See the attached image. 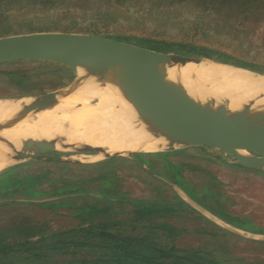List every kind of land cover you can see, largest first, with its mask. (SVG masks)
Returning <instances> with one entry per match:
<instances>
[{
  "label": "rangeland",
  "instance_id": "rangeland-1",
  "mask_svg": "<svg viewBox=\"0 0 264 264\" xmlns=\"http://www.w3.org/2000/svg\"><path fill=\"white\" fill-rule=\"evenodd\" d=\"M158 3L4 0L0 2V37L3 31L71 30L118 40L129 31L135 36H159L177 42L205 8L209 15L206 27L198 25V44L264 66V1H164L170 6ZM170 55L184 57L175 52ZM73 80L66 69L54 64L1 65L0 100L64 90ZM95 103L90 100L87 104ZM70 156L72 163H23L16 165L20 168L14 180L6 175L5 183H0V244L20 242L32 228L50 232L77 228L85 218L82 206L96 201L107 202L112 209L86 225L119 222L125 234L153 235L144 228L146 222L130 221L134 217L131 210L156 204L161 197L165 206L169 204L178 211L158 221L173 230L171 235L176 236L174 243L179 252L198 249L201 259L209 264H264V171L244 168L230 156L197 147L140 155L144 168L130 159L98 161L90 159L93 154L89 153ZM132 226L137 229L132 230ZM153 236L164 244L172 238L158 232Z\"/></svg>",
  "mask_w": 264,
  "mask_h": 264
},
{
  "label": "water",
  "instance_id": "water-1",
  "mask_svg": "<svg viewBox=\"0 0 264 264\" xmlns=\"http://www.w3.org/2000/svg\"><path fill=\"white\" fill-rule=\"evenodd\" d=\"M124 49L141 52L148 61L154 57L163 59L171 56L94 34L40 31L1 36L0 66L41 62L60 66L74 78L81 75L93 95L91 100L106 101L109 120L113 125L128 130V139L131 140L122 149L95 144L64 147L61 141L50 135L42 140L28 139L20 145V151L1 153V156L12 164L72 163L70 154L89 153L93 154L90 158L93 160L130 159L144 168L140 155L197 147L230 156L244 168L260 170L256 162L264 158V92L260 98L241 93L235 100L232 98V102L221 96L211 101H200L196 106L187 105L179 96L173 101L153 99L138 83L139 72L129 67ZM177 57L206 60L250 73L264 81L262 73L209 59ZM61 91L5 100L20 101V106L13 109H18L17 113H25L41 107L45 99L56 100ZM95 104H86L84 108ZM83 106L73 109L81 110ZM3 114L0 122L6 119L8 112ZM58 153L66 155L58 156ZM243 153L249 156H243ZM150 173L161 176L151 170Z\"/></svg>",
  "mask_w": 264,
  "mask_h": 264
},
{
  "label": "bare ground",
  "instance_id": "bare-ground-1",
  "mask_svg": "<svg viewBox=\"0 0 264 264\" xmlns=\"http://www.w3.org/2000/svg\"><path fill=\"white\" fill-rule=\"evenodd\" d=\"M124 56L129 67L139 72L138 83L153 99L173 101L179 96L187 105L196 106L221 96L232 102L241 93L260 98L264 92V81L256 76L206 60L167 56L148 61L143 53L130 49H124ZM91 99L85 79L78 75L56 100L45 99L38 109L17 113L18 109L13 108L19 107L20 101L0 100V117L8 112L0 122V173L12 164L1 153L20 151V145L28 139L53 135L64 147L95 144L122 149L129 144L128 130L109 120L106 101L98 99L94 106L84 108ZM77 104L84 105L83 109L74 110ZM256 163L264 171V158Z\"/></svg>",
  "mask_w": 264,
  "mask_h": 264
},
{
  "label": "trees",
  "instance_id": "trees-1",
  "mask_svg": "<svg viewBox=\"0 0 264 264\" xmlns=\"http://www.w3.org/2000/svg\"><path fill=\"white\" fill-rule=\"evenodd\" d=\"M156 1L160 2L158 3L159 6H170L169 4H163L167 0ZM242 1L259 4L264 0ZM201 14H197L199 16H197L195 23L191 22V29L186 35H182L177 42H169L159 36H135L129 31V34L120 36L117 39L158 53L170 54L175 52L187 57L209 59L218 63L264 73L262 63L252 62L246 57L231 56L230 53H221L212 46L198 44L195 39V36L199 34V30L201 31L200 28L198 30V25L201 24L206 27L205 19L209 15L208 10L202 8ZM37 31L54 30H32L28 32ZM56 31L77 32L71 30ZM3 32L4 36L11 34L7 31ZM164 201L165 199L159 197L156 204H146L132 208L131 211L134 217L130 221L132 223L146 222L144 228L148 232L153 233V235L158 232L168 236L173 230L170 227L164 228L165 226L160 224L158 220L178 214V211L170 207L169 204L165 206L162 203ZM82 209L85 218H81V224L77 228L54 232L32 228L22 236L20 242L0 244V264H209L201 259V251L198 249L192 250L191 253L179 252L175 247L174 240L164 244L159 242L153 235L125 234L121 231L123 228H119V222L109 221L102 224L86 225V223L94 221L98 217L106 216L110 212L112 206L107 202L96 201L84 204ZM115 228H118V230L112 232L111 230ZM131 229L136 230L137 228L132 226Z\"/></svg>",
  "mask_w": 264,
  "mask_h": 264
},
{
  "label": "crops",
  "instance_id": "crops-1",
  "mask_svg": "<svg viewBox=\"0 0 264 264\" xmlns=\"http://www.w3.org/2000/svg\"><path fill=\"white\" fill-rule=\"evenodd\" d=\"M29 97V96H28ZM18 164H11L6 170H4L3 172L0 173V183H5V178H8V176L6 177V175H10V178H12L13 180L18 177V173L17 170L20 168L19 166H16ZM12 170H11V169ZM8 170H11L12 172H5V171H8ZM20 184H18L19 186ZM16 186V187H18ZM14 189H17V188H14Z\"/></svg>",
  "mask_w": 264,
  "mask_h": 264
},
{
  "label": "flooded vegetation",
  "instance_id": "flooded-vegetation-1",
  "mask_svg": "<svg viewBox=\"0 0 264 264\" xmlns=\"http://www.w3.org/2000/svg\"><path fill=\"white\" fill-rule=\"evenodd\" d=\"M169 206H170V205H169ZM170 207H172V206H170ZM172 208H174V207H172ZM174 209H176V208H174ZM173 234H174V233H173ZM173 234H172V235H171V234L168 235V237H169L170 235H171L170 237H172V238H170V240H175L176 236H175V234H174V235H173ZM143 236H144V235H143ZM165 236H166V235H165ZM213 236H214V235H213ZM151 237H152V236H151Z\"/></svg>",
  "mask_w": 264,
  "mask_h": 264
}]
</instances>
